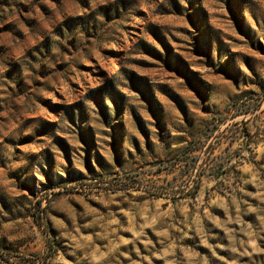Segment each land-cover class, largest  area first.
<instances>
[{
	"label": "rangeland",
	"instance_id": "374dc122",
	"mask_svg": "<svg viewBox=\"0 0 264 264\" xmlns=\"http://www.w3.org/2000/svg\"><path fill=\"white\" fill-rule=\"evenodd\" d=\"M0 264H264V0H0Z\"/></svg>",
	"mask_w": 264,
	"mask_h": 264
}]
</instances>
